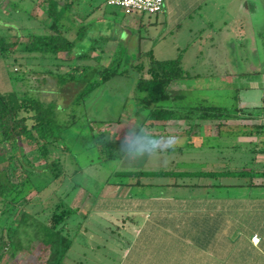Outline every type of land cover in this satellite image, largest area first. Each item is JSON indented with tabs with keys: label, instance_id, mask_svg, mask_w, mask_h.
Instances as JSON below:
<instances>
[{
	"label": "rangeland",
	"instance_id": "1",
	"mask_svg": "<svg viewBox=\"0 0 264 264\" xmlns=\"http://www.w3.org/2000/svg\"><path fill=\"white\" fill-rule=\"evenodd\" d=\"M88 1L82 0L84 4L81 7L78 4L74 6L72 14H68L63 21L71 29L70 39L77 41L81 51L90 52V59L80 61V66H99L94 57L102 53H106L102 64L109 62L111 58L107 56L111 52L110 39L119 35L122 28L119 22L124 21L127 24L124 33L134 31L154 40L153 54L158 60L181 57L185 79L174 82L170 88L173 93L184 95L183 99H177L172 104L177 108L173 111L175 114L189 115L190 107L199 105L227 108L233 114H236L238 108H244L246 112H254L258 108L254 113L263 110L264 51L261 49H264V45L261 44L263 40L255 37L253 32H258L259 26L264 24V0L252 2L258 19L250 18L252 20L249 23L247 21L243 28H237L240 23V15L235 10L239 7L238 0H207L201 9L210 15L204 21L217 22L212 30L196 29L197 35L186 33L188 31L185 28L179 29L180 34L177 31L169 34L171 29L164 30L157 23L160 21L158 15H127L120 8L107 6L106 0ZM101 3L104 4L93 10L94 6ZM47 7L46 0H0V36L9 45L14 41L17 44L16 52H12L14 46H10L8 59L3 58L0 52V94L23 91L29 97L56 103L55 117L63 129L68 150H58L54 155L60 158L71 177L72 182L66 189H70V200H74L71 206L78 209L75 217L77 223L84 222V228L68 253L65 264H77V261L98 264L103 259L107 264H115L119 259L108 257L153 246L149 242L135 248L139 244L138 240L147 238L157 214L172 219L199 220L205 216V204L209 201L217 200L219 204L227 201V204L237 208V202L241 199V204L248 210L232 212L238 216L237 224L246 223L240 226V230L247 234L240 239L246 238L253 230L264 234V188L248 193L237 186L247 180L224 174L225 170L236 171L254 158L251 151L256 145H261V138L257 140L256 133L250 135L249 130L251 126L259 125L261 120H231L224 127L208 125L214 121H198L199 124H207L208 129L202 125L194 131L187 130L189 125L185 119L176 123L150 121L149 110L144 109L138 100L142 96L136 89L138 70L130 73L127 71L129 75L112 78L93 91L85 102L75 104L74 99L78 97L80 86L74 88L71 85L73 89L70 91L58 92L57 82L47 74L48 70L58 68L51 66L49 60H41L38 54L21 52L20 44L28 41L25 35L47 32L44 25ZM78 11L89 13V16L83 20L76 15ZM82 21L87 28L80 42L77 32ZM198 21L194 22L199 24ZM150 22L152 25H149ZM234 29L238 33L242 32L246 50L240 49L236 35L228 33ZM163 31L165 34L159 37ZM106 33L110 35L106 37ZM16 35L19 38L16 39ZM211 40L215 41L216 47L213 50L209 49ZM60 58L65 62L59 68L61 72L71 71L68 64L77 61L75 54L62 53ZM142 63L147 66L149 61ZM124 65H127L126 62ZM22 79L24 83L20 81ZM49 90H55V93H48ZM191 117H195V114ZM70 123L73 125L69 126ZM102 136L101 141L108 139L114 143L113 147L102 148L98 144ZM31 148L25 145L24 150L30 153ZM259 159L264 161V157ZM35 162L41 164L39 159ZM4 165H0V170ZM160 170L174 172L175 179L150 175L152 178L146 177L141 182L154 186L143 188L136 186L138 176H125L140 171L156 173ZM197 172L203 178L197 179ZM211 172H216V177L206 178L207 173ZM175 182L190 185L201 182V185L210 186L175 187ZM253 183L264 186V178H256ZM74 184L80 188L71 189ZM51 194L50 188L39 196L33 191L29 192V197L44 201ZM155 203H159L163 209L155 212ZM256 203L261 207L253 208ZM39 208L30 209L35 211ZM12 220L13 217L9 222ZM77 223L75 220L73 225ZM167 230L175 233L173 229ZM20 238L25 241L27 236L22 233Z\"/></svg>",
	"mask_w": 264,
	"mask_h": 264
},
{
	"label": "trees",
	"instance_id": "2",
	"mask_svg": "<svg viewBox=\"0 0 264 264\" xmlns=\"http://www.w3.org/2000/svg\"><path fill=\"white\" fill-rule=\"evenodd\" d=\"M46 1L48 7L45 11L46 20L44 25L47 32L44 34L25 35L28 41L20 44L21 52L38 54L41 60H49L51 66L58 68L56 70L50 69L47 72L57 82L58 92L70 91L73 89V86L74 88L80 86L78 97L74 99L75 104L80 105L85 102V99L93 91L112 78L126 76L131 71L138 70L136 89L142 94L138 100L144 109L149 110L150 115L148 120L153 122H168L183 121L185 119L187 121L186 124L189 125V127L187 126V130L192 131L202 126L197 123L198 121H218L220 123L216 126L224 127L231 120L250 121L260 119L261 123L251 126L249 134L253 135L256 133V139L261 138V140L259 139L261 145H256L257 147L264 145L263 107L260 113H254L258 108H255L254 112H246L244 108H238L236 114H233L232 110L227 108L203 105L190 107L189 115L186 116L177 115L173 112L177 109L172 105L173 102L177 99L184 98L182 93H173L170 89L174 82L185 79L186 74L182 67L181 57L174 60L160 61L154 56L153 51L150 50L140 53V62L131 64L133 54L128 50L129 45L123 44L111 55L112 57L106 65H103L101 62L103 56L106 55V53L104 55L102 53V55L94 57L99 63V66H80V61L90 59V52L81 51L82 49L77 44V41L72 38L70 39L69 34L71 29L63 21L68 14H72L74 6L78 4L81 7L84 3L82 0ZM88 2H91V0ZM13 3L16 4V2ZM33 3L35 4V2ZM105 3L109 6L107 0ZM102 4L104 3L94 6L93 10L98 9ZM79 11L82 10L79 9ZM79 11L76 15L83 18V20L89 16V13ZM124 13L127 14L125 11ZM83 14L85 15L83 16ZM86 28L84 21H82V25L77 32V38L80 42L85 37ZM15 38H19V35H16ZM16 45L15 41L10 45L7 44L5 38L0 36L1 56L8 59L11 51L10 46H14L12 52H16ZM62 53L76 55L78 62L68 64L71 67V71H59V68L63 65L61 63H65L60 58V54ZM145 60L149 61L147 66L142 63ZM125 62L127 65H124ZM20 81L24 83L23 79ZM47 92L55 93V90H49ZM54 104L56 103H53V101L51 103V101H43L35 97H29L23 91L21 93L10 92L0 94V146H2L0 148V165L6 164L0 170V264H25V262H34L33 264H65L68 253L72 249L77 236L84 228V222L77 223V218L75 217L78 209L71 206L74 200H70V189H66L72 182L71 177L67 173L60 158L54 155L58 150H68L64 142L63 129L55 117ZM193 114H195V117H191ZM72 125L73 123H70L69 126ZM261 135L263 136L261 137ZM102 138L103 136L98 140V144L102 148L113 147L114 143L112 141H108V139L101 141ZM25 145L32 147L30 149V153H34L32 157L30 153L24 150ZM259 153H262V150L261 152L254 151L255 155ZM36 159H39L41 164L35 162ZM199 173H195V177L197 179L203 178ZM215 173H207L206 178H215ZM220 173L217 175H220ZM224 174L225 176L247 180L237 186L245 189L248 193L258 187H264L257 186L253 183L256 178H264V166L263 168L258 167L255 159H252L242 167H238L236 171L225 170ZM150 175L157 178L175 179V173L166 170H160L156 173L140 171L129 173L125 176L129 178L138 176L139 179L136 186L152 188L154 185H147L141 182L146 177L152 178ZM174 185L175 187L187 186L199 188L210 186L201 185V182L192 185L175 182ZM215 187L233 186L215 185ZM50 188L52 189V194L49 195V198L44 199V201L29 197V192L33 191L36 193V196H39L46 189ZM70 188L75 190V188L79 189L80 187L74 184ZM208 204L219 209L210 210L206 213V216H202L201 218H213L216 221H223L231 219L233 216L230 208L235 207V205L231 206L227 204V201L221 202L220 205L222 204V206H219L217 200L209 201ZM238 204H241V199L238 200ZM153 206L155 205L153 204ZM241 206L245 205L242 204ZM31 207L40 208L33 211L30 209ZM12 217L14 220L9 222V219ZM155 219H160L164 223V230L172 229L167 227L164 221L170 219V217L157 214ZM75 220L77 224L73 225ZM214 224L216 226L217 222ZM211 226L204 227V230L207 229V231L203 236L206 239H202L203 241H207L214 234L213 230L216 227ZM217 229H220V227ZM155 230L151 225L147 238L139 240V244L135 248L144 245V243L149 244V242H152L151 234L156 235L160 232H156ZM22 233L27 236L25 241L20 238ZM144 235H146L145 232ZM200 243L205 244L201 241L194 242L190 250L198 249L196 247ZM31 255L37 256V259H29Z\"/></svg>",
	"mask_w": 264,
	"mask_h": 264
},
{
	"label": "crops",
	"instance_id": "3",
	"mask_svg": "<svg viewBox=\"0 0 264 264\" xmlns=\"http://www.w3.org/2000/svg\"><path fill=\"white\" fill-rule=\"evenodd\" d=\"M206 2L207 0H165L164 11L161 14H158L160 21L157 23L160 25V27H163L164 30L168 28L171 29L169 34H175L177 32L179 33V29L181 28L187 29L186 31L188 32L186 33L191 35L198 34L196 29L207 28L212 30L215 28L217 21H204V18L210 15L201 9L203 4H206ZM238 2L239 7L235 8V10L239 11H237V13L240 15L241 19L238 18L240 23H238L239 25H237V28H243L247 21L249 23L250 20H252L250 18H253V20L258 19L255 13L256 9L252 5V2H255V0H238ZM196 20H200L198 21L200 23H195L194 21ZM119 25L122 28L118 36L114 35V37L112 36L110 39L109 47L111 48V52L107 58H111V55H113L119 46L127 44L129 45L128 50L131 54H133L131 57V64H137V62H140L141 60L140 53L148 52L150 50L153 51L154 47L152 41L154 42V40L150 36H142L134 31L128 34L124 33L125 28L127 27L125 26L127 24L124 21L119 22ZM149 25H152V22H150ZM224 25L227 24L224 23ZM263 25L264 24L262 23L261 26H259V31L257 32L255 30L253 35L262 39L263 43L261 44L264 45V30L262 29ZM231 32L232 34L236 35V42L240 44V49L244 50L245 40L242 38V32L238 33L237 29H234L228 33L230 34ZM164 34L165 32L163 31L159 37H162ZM109 35V33L105 34L106 37ZM201 40L204 42L203 39ZM212 40L210 41L211 43L209 45V49L213 50L216 46L214 45L215 41ZM151 45L152 48L149 49ZM261 50L264 51V49ZM219 123L220 122L215 121L214 123L208 125H217ZM200 125H203L204 128H207V124L204 125L201 123ZM255 150L256 152H261L262 150V153L255 155ZM252 155L255 157L253 159H256V163L258 162L257 166H264V161L259 159V157H264V145L259 147L255 146V148H253ZM261 188L264 187H258L256 189ZM258 204L259 203L253 204L254 206L252 207H261L258 206ZM154 205H157L153 206V210H155V212L163 209L159 203H155ZM241 205L242 204H238L237 208L231 207L230 209L232 212L233 210H248L246 206ZM219 206H222V204H219ZM252 207L249 208L250 211H252ZM205 208L206 213L213 209H219L218 207L215 208L214 206H210L208 203L205 204ZM235 216L236 214L233 213L231 219L223 221H216V219L213 218H200L199 220L170 218L164 220L166 226L173 229L175 232L174 234L163 229L165 226L164 223L160 221V219H154L155 222L152 227L156 229V232H160L156 235L151 234L153 246L150 248H142V250H128L125 251V253H122L120 256L116 255L114 257L108 258L119 259L115 262V264H264V234H260L259 230H253V232H250L246 238L240 239L241 236L247 234L240 230V226L245 225L246 223L242 225L241 223L237 224L239 219H237L238 216L234 218ZM216 222L217 224L215 226L214 223ZM236 224L239 225L238 229L236 228ZM210 226L216 227V229L213 230L214 234H212L210 239L207 241H203L202 239H206L203 238V236L207 231V229L204 230V227L207 228ZM218 227H220V229H217ZM255 235L260 238L259 244L252 242V238ZM199 241L204 242L205 244L200 243V245H197V247L195 246L198 249L190 250L191 245L193 246L194 242ZM141 243H143V241H141ZM206 243L209 245L207 246ZM29 259H37V256L31 255ZM33 263L34 262H25V264ZM76 263L83 264L81 261H77ZM98 264L107 263L103 259L99 261ZM108 264H110V262Z\"/></svg>",
	"mask_w": 264,
	"mask_h": 264
},
{
	"label": "built area",
	"instance_id": "4",
	"mask_svg": "<svg viewBox=\"0 0 264 264\" xmlns=\"http://www.w3.org/2000/svg\"><path fill=\"white\" fill-rule=\"evenodd\" d=\"M107 4L124 10L127 14L144 13L158 15L164 11L165 0H107ZM252 242L259 244L260 238L255 235Z\"/></svg>",
	"mask_w": 264,
	"mask_h": 264
}]
</instances>
